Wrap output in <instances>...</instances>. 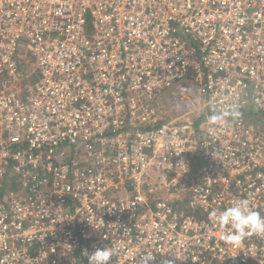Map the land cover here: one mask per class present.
I'll use <instances>...</instances> for the list:
<instances>
[{
    "label": "built area",
    "instance_id": "2783aa9c",
    "mask_svg": "<svg viewBox=\"0 0 264 264\" xmlns=\"http://www.w3.org/2000/svg\"><path fill=\"white\" fill-rule=\"evenodd\" d=\"M239 199L264 216V0H0V264H264L210 215Z\"/></svg>",
    "mask_w": 264,
    "mask_h": 264
},
{
    "label": "clouds",
    "instance_id": "9594fccd",
    "mask_svg": "<svg viewBox=\"0 0 264 264\" xmlns=\"http://www.w3.org/2000/svg\"><path fill=\"white\" fill-rule=\"evenodd\" d=\"M214 223L226 229L222 239L226 242H237L250 234H264V216L255 211L247 199H239L222 211L210 214ZM110 248L96 249L87 254L88 264H109L114 255Z\"/></svg>",
    "mask_w": 264,
    "mask_h": 264
},
{
    "label": "rangeland",
    "instance_id": "374dc122",
    "mask_svg": "<svg viewBox=\"0 0 264 264\" xmlns=\"http://www.w3.org/2000/svg\"><path fill=\"white\" fill-rule=\"evenodd\" d=\"M20 80H21L22 82L27 81L28 83H32L34 79L31 78V77H29V76L27 75L26 72H22V74H21V76H20ZM164 106L166 107V105H164ZM177 185L180 186L179 188L184 187V185H182V183H178ZM184 188H185V187H184Z\"/></svg>",
    "mask_w": 264,
    "mask_h": 264
},
{
    "label": "trees",
    "instance_id": "16d2710c",
    "mask_svg": "<svg viewBox=\"0 0 264 264\" xmlns=\"http://www.w3.org/2000/svg\"><path fill=\"white\" fill-rule=\"evenodd\" d=\"M183 210H185L186 212H188L189 208L188 207H184Z\"/></svg>",
    "mask_w": 264,
    "mask_h": 264
}]
</instances>
